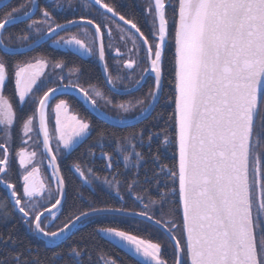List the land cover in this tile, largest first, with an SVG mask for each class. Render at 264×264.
<instances>
[{"label":"snow or ice","instance_id":"snow-or-ice-1","mask_svg":"<svg viewBox=\"0 0 264 264\" xmlns=\"http://www.w3.org/2000/svg\"><path fill=\"white\" fill-rule=\"evenodd\" d=\"M52 3L44 0L41 7L38 0L17 4L0 0V190L7 193L0 198V222L16 217L35 236L43 237L46 246L55 248L95 218L130 215L164 239L153 242L115 226H99L94 234L127 249L137 264H169L162 254L165 242L173 249L171 264H264V0H147L142 25L108 0H81L83 9H94L96 15L82 13L79 20L64 16L61 23L55 14L64 4L54 0L52 8ZM67 3L65 11L73 0ZM17 24L25 27L17 33L8 31ZM114 39L126 51L114 46ZM170 39L175 48L170 101L174 110L169 118L174 132L162 130L161 146L174 145L175 151L174 162L166 164L159 148L151 153L153 137L160 140L161 133L138 125L151 116L160 99ZM43 41L95 57L103 68L107 94L95 85L85 89L71 79L78 80L79 67L69 69L64 83L63 60L53 63L45 55L13 59L17 47L34 50ZM108 53H114L112 65ZM50 65L61 69L55 82L46 75ZM12 81L20 106L35 105L31 114L20 118L18 150L12 147L16 113L3 94ZM146 84L148 90L136 95ZM39 92L43 94L38 96ZM69 92L77 93L107 126L97 127L71 111L68 100H57L58 94ZM122 93L131 98L116 99ZM118 126L125 130H117ZM94 128L97 140L87 155L94 163L98 152L107 175H98L88 160L74 162L69 171L90 187L99 181L120 206H108L106 200L83 203L79 196L82 206L74 203L66 211L61 161ZM31 134L37 138L36 147L43 149L50 175H41L35 162L37 150L26 147ZM145 147L154 167L141 178L147 162ZM16 161L13 182L8 177ZM129 199L131 210L126 206ZM19 244L12 231L0 233V246L18 249ZM25 252L30 258H25ZM86 255L90 260L86 248L70 246L45 262L25 249L0 264H60L65 256L68 264H85ZM99 260L117 264L102 252Z\"/></svg>","mask_w":264,"mask_h":264},{"label":"trees","instance_id":"trees-1","mask_svg":"<svg viewBox=\"0 0 264 264\" xmlns=\"http://www.w3.org/2000/svg\"><path fill=\"white\" fill-rule=\"evenodd\" d=\"M20 0H12V4L19 3ZM27 2V0H25ZM110 3H114L117 7V10L121 13L128 15L129 17L135 16L142 25V20L140 19L142 11L137 8L135 2L133 0H108ZM41 6H44L40 0ZM49 10H52L49 8ZM172 14V13H170ZM58 18V22L63 23V17L66 16L64 14H55ZM39 17V12L35 18ZM71 19H80V16H67ZM24 24L14 25L8 28L9 32L17 33L22 28H24ZM142 30L143 27H142ZM170 33L173 32V28L169 26ZM64 34V33H62ZM61 34V35H62ZM21 48V47H17ZM174 43L170 39L168 42V46L165 52V57L163 61V76H164V86H163V94L161 100L153 113V115L144 121L142 124L138 125V127L149 128L153 132H160L161 138L157 140L156 137H153V145L151 149V153L155 154L157 148H159L161 153V159L166 164H171L174 162L173 153L175 151V146H169L166 150L162 147V134L164 129L167 130L169 134L174 132V128L169 123V118L174 110V103L170 102L172 97L174 96V85L172 81H174ZM45 55L47 58L55 63L56 60H63L65 63V68L69 70L72 67H79L80 69V82L84 87H89L90 85H95L99 88H103V90L107 89L104 87V77L102 75L100 66L93 61H90L81 55L68 51V50H60L52 47L49 43L45 44L38 49L34 50L29 54L24 55H16L13 57L14 60H22L30 58L31 56H39ZM152 81H149L148 84H151ZM148 84L141 90V92H137L136 95H141L144 91L148 90ZM14 90V81L9 82L5 89L4 94L11 100L12 104L16 108V116L18 120L27 114V109L31 108V106H26L25 109H21L18 104V98L13 94ZM42 93V92H41ZM128 99V96H117L116 99L121 98ZM58 99H66L70 103L71 111L77 113L80 117L86 118L90 120L97 127L99 126H107L104 122L95 118L87 107L81 102L80 99L73 95H63L57 97ZM54 100L52 103L57 102ZM117 130H125L124 128H118ZM130 130V129H128ZM97 140V132L94 128L91 136L82 144H80L74 151L71 152L70 155H67L61 161V169L62 174L65 176L66 184H67V193H68V203L65 206V210L67 211L70 206L74 203L77 206H82V201L77 199V197H83V203L89 201H99L106 200L108 201V206L119 207L120 204L117 202L114 193H109L108 190L100 187L96 182V187L93 190L87 187L81 181L80 177L76 175L75 172L69 171L71 165L76 162H81L88 160L89 164L94 168V171L98 175H107V172L103 169L104 161L99 159V153L97 152V159L94 163L89 159L87 155V150L90 145H93ZM142 151L146 156V163L143 168L140 170L141 178L143 177L145 171H148L151 174V170L154 167L151 159L149 158V150L147 147L143 148ZM123 168V162L121 161V169ZM17 171V167H13V172L9 174V179L13 182L16 181V175L14 174ZM7 196V193L3 190H0V198H4ZM101 207H104V204H100ZM130 210L133 208V204L131 199L127 201L126 205ZM138 210V209H137ZM18 217L19 215L16 214ZM62 222V221H61ZM179 222V220H178ZM99 226H115L120 230L129 231L131 234L138 235L143 239H151L153 242H158L161 239H164L162 235L157 232L154 228L149 229L147 224L138 223L136 219H130L126 217L119 216H101L95 218L91 222H86L81 226V228L75 232V234L65 243L58 245L55 248L48 247L45 243L36 237L32 236L28 233L25 225L18 220L16 217L9 219L7 222H0V233L7 234L9 231H12V234L15 238L20 241L19 248H12L9 246H0V260H8L11 261V257L16 254L18 250L31 249V253L33 256L38 254V258L41 261L47 262L53 255L54 252H64L66 253L70 246H81L88 250L91 255V259L86 255L84 257L85 264H96L99 261V264H102V260H99L101 252L106 254V258L108 260H115L117 264H137V259L132 256L131 253L124 250L123 248L116 246L110 243L106 238H101L100 236L94 234V229ZM173 249L172 246L165 242L162 247V254L166 259L169 260V264H171ZM25 258H30L28 253L25 252ZM69 258L67 256L64 257L60 264H68Z\"/></svg>","mask_w":264,"mask_h":264},{"label":"rangeland","instance_id":"rangeland-1","mask_svg":"<svg viewBox=\"0 0 264 264\" xmlns=\"http://www.w3.org/2000/svg\"><path fill=\"white\" fill-rule=\"evenodd\" d=\"M137 6V8H139L141 11L144 9L146 3H147V0H133ZM41 2L43 3L44 5V0H41ZM62 3L64 4V8H62L59 12H57L56 14H64L66 16H71V17H75V16H81V14H87V12H91V15L92 16H95L96 13H95V10L94 9H91V10H85L83 9L82 7V4H81V0H73V3H72V7L71 9H69L68 11H65L64 9L65 8H68V3H67V0H62ZM41 6V4H40ZM45 6V5H44ZM44 6H41V7H44ZM55 7V3H54V0H53V3H52V8ZM40 15V13H39ZM170 27H172V24H171V18H170V24H169ZM62 35H66V33L62 34ZM52 47L56 48V49H62V50H68V51H72V52H75L74 50H71V49H68V48H58L56 45H54L51 41L49 43ZM112 44L116 47H120L122 51H126V48L119 42L118 39H114L112 41ZM130 47V44L128 45ZM77 53V52H75ZM79 54V53H77ZM81 55V54H79ZM114 55V53H108L106 54V59L108 61V63L110 65L113 64V60H112V56ZM82 57L90 60V61H93L94 63L98 64L99 65V61L95 58V57H91V56H87V55H81ZM100 66V65H99ZM61 74V69H55L53 70V68L51 67V65L49 66L48 69H46V75L49 79H51L53 82L57 81L59 79V75ZM62 75L66 78L64 80V83H67L68 80L67 78L69 77V70H67L65 67L63 68L62 70ZM79 77H80V73L78 74ZM71 79H73L75 82L79 83L82 87H84L82 85V83L80 82V79L76 78V76H72L70 77ZM44 79V78H42ZM127 81H125L126 83ZM85 89H89V87H84ZM103 90V88H101ZM105 93L107 94V91L104 90ZM4 94V92H3ZM43 93L39 92L37 95H42ZM5 95V94H4ZM5 97L9 100L10 103L11 100L5 95ZM18 98V96H17ZM131 97H128V99H130ZM56 102H54L53 104H55ZM18 104H19V98H18ZM13 105V104H12ZM26 106H31V108L27 109V114H31V111L34 110L35 108V105L31 104V102H28L26 103L23 107L20 106L19 104V107L21 109H25ZM13 110L14 112L16 113V108L15 106L13 105ZM71 110V109H70ZM50 111V110H49ZM25 114V115H27ZM24 116V115H23ZM17 117V116H16ZM20 120H18L17 118V123H16V126L14 127L13 129V132H12V136H13V141H12V147L17 149L18 150V147L21 143V136H22V132L20 131V123H19ZM54 125V120L52 119L51 115L49 116V127L50 129L53 127ZM32 135V139L29 140V144L26 146L28 147V150L31 151L33 150L34 148L37 150L38 152V155L37 157L35 158V162L41 166V175L42 176H47V175H50V170H47V161H46V158L43 154V149L42 148H37L34 141L37 139L35 134H31ZM162 137H163V134H162ZM3 137L0 136V140H2ZM40 139V138H39ZM53 147H55V142H53ZM169 147V146H168ZM168 147H164V149L166 150ZM261 151H264V149H261ZM66 157V156H65ZM64 157V158H65ZM41 161H43V163L41 164ZM16 166L17 167V170H18V161L14 162L13 165H12V169L13 167ZM74 172V171H73ZM78 176V174H76ZM96 183L99 185V181H96ZM86 185V184H85ZM87 187L91 188L93 190L94 187H90L89 185H86ZM102 187V186H100ZM103 189L107 190L105 187H102ZM174 205H169V208H173ZM178 222V220H177ZM177 235H180L179 231L177 232ZM106 238L107 240H109L107 237H104ZM124 250L128 251L127 249L123 248ZM102 264H104V262L102 261Z\"/></svg>","mask_w":264,"mask_h":264},{"label":"water","instance_id":"water-1","mask_svg":"<svg viewBox=\"0 0 264 264\" xmlns=\"http://www.w3.org/2000/svg\"><path fill=\"white\" fill-rule=\"evenodd\" d=\"M11 2H12V0H11ZM38 2L40 3V0H38ZM38 13V12H37ZM37 13H36V15H37ZM121 24H122V22H121ZM18 25V24H17ZM14 26V25H13ZM11 27V26H10ZM126 27V26H125ZM50 41H43V42H41V44H39V45H35L34 46V50H36V49H38L39 47H41V46H43V45H45V44H47V43H49ZM167 46V45H166ZM34 50H30V49H27V48H17V51H16V54H15V56L16 55H24V54H29V53H31V52H33ZM165 50H166V47H165ZM165 54V53H164ZM99 64H100V62H99ZM100 68H101V71H102V75H103V77H104V72H103V68H102V66H101V64H100ZM162 94H163V82H162V92H161V95H160V99H161V97H162ZM63 95H73V96H75V97H77L78 99H80L79 97H78V95H77V93H75V92H69V93H67V94H63ZM63 95H61V94H58L57 95V97H60V96H63ZM120 96H126V94H121ZM160 99H159V101H158V103H157V105H156V107H155V110H156V108H157V106H158V104H159V102H160ZM84 104V103H83ZM85 105V104H84ZM86 107H87V105H85ZM87 109L89 110V108L87 107ZM155 110L151 113V116L153 115V113L155 112ZM90 111V110H89ZM90 113L95 117V118H97L98 120H100V121H102V122H104L105 123V121L102 119V118H98L96 115H94L91 111H90ZM151 116H149V118L151 117ZM148 118V119H149ZM147 120V119H146ZM146 120H144V121H146ZM143 121V122H144ZM118 128H121V129H123L124 128V126H118ZM40 140H42V136L40 137ZM46 161H47V158H46ZM48 162V161H47ZM104 216H119V217H126V218H130V219H136V220H138L139 218H136V217H133V216H130V215H127V216H122V215H118V214H107V215H104ZM27 227V226H26ZM81 228V227H80ZM27 229H28V227H27ZM28 232H31V231H29V229H28ZM35 236V235H34ZM73 236V235H72ZM71 236V237H72ZM35 237H37V236H35ZM38 239H40L41 241H43L44 242V238L43 237H37ZM69 239H66V240H64V241H62V242H60L59 243V245H61V244H63V243H65V242H67Z\"/></svg>","mask_w":264,"mask_h":264},{"label":"flooded vegetation","instance_id":"flooded-vegetation-1","mask_svg":"<svg viewBox=\"0 0 264 264\" xmlns=\"http://www.w3.org/2000/svg\"><path fill=\"white\" fill-rule=\"evenodd\" d=\"M171 13V11H169V13H168V15H169V19L171 18V16H172V14H170Z\"/></svg>","mask_w":264,"mask_h":264}]
</instances>
